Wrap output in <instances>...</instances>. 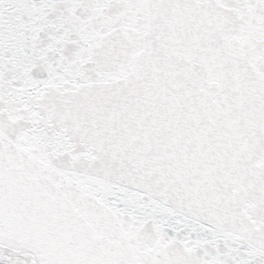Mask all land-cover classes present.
Segmentation results:
<instances>
[{
    "label": "snow or ice",
    "instance_id": "snow-or-ice-1",
    "mask_svg": "<svg viewBox=\"0 0 264 264\" xmlns=\"http://www.w3.org/2000/svg\"><path fill=\"white\" fill-rule=\"evenodd\" d=\"M0 264H264V0H0Z\"/></svg>",
    "mask_w": 264,
    "mask_h": 264
}]
</instances>
